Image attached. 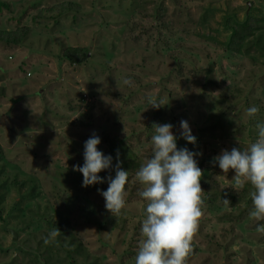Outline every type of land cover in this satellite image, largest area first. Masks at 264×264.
Returning <instances> with one entry per match:
<instances>
[{"label":"rangeland","instance_id":"rangeland-1","mask_svg":"<svg viewBox=\"0 0 264 264\" xmlns=\"http://www.w3.org/2000/svg\"><path fill=\"white\" fill-rule=\"evenodd\" d=\"M65 3L56 19L38 17ZM249 12L264 25V0H0L1 31L29 27L18 46L0 41V264H135L145 206L135 172L151 155L152 126L165 123L178 149L202 153L201 197L208 187L246 195L203 201L186 264H264V234L255 231L264 221L249 216L251 186L239 188L233 170L212 162L254 141L264 121V52L256 44L225 48V20ZM80 48L83 65L63 59ZM124 77L134 87L121 85ZM250 105L259 108L253 118L245 114ZM181 120L195 145L181 137ZM92 134L112 156L99 175H115L117 153L129 173L116 216L97 191L107 181L82 187L73 171ZM240 211L236 220L224 216ZM53 227L62 237L45 245Z\"/></svg>","mask_w":264,"mask_h":264},{"label":"clouds","instance_id":"clouds-1","mask_svg":"<svg viewBox=\"0 0 264 264\" xmlns=\"http://www.w3.org/2000/svg\"><path fill=\"white\" fill-rule=\"evenodd\" d=\"M120 84L134 87V81L129 77L122 78ZM148 103L155 109L161 107L162 101L157 102L150 97ZM258 112L259 108L255 105L245 109L249 118L255 117ZM172 127L168 123L152 126L151 155L135 172L136 181L143 186L138 195L145 202L140 225L142 239L135 254V264H186L202 215V171L196 159L202 153L186 147L178 149ZM255 128L254 141L243 149L233 147L222 150L212 162L224 173L233 170L232 181L239 188L245 184L251 186L249 196L252 208L249 216L256 221H264V121H258ZM180 129L181 137L195 145L196 137L191 134L186 121H180ZM99 144L100 137L92 134L83 144V164L73 165V171L82 175V187L107 181V189L97 191L104 199L105 209L116 216L126 206L128 193L125 185L129 173L120 166L117 153L115 175L102 178L99 173L109 169L112 156L98 150ZM224 202L229 203L227 200ZM255 231L264 234V223H257ZM60 233L57 227L49 229L42 237L43 243L55 242Z\"/></svg>","mask_w":264,"mask_h":264},{"label":"trees","instance_id":"trees-1","mask_svg":"<svg viewBox=\"0 0 264 264\" xmlns=\"http://www.w3.org/2000/svg\"><path fill=\"white\" fill-rule=\"evenodd\" d=\"M70 4H61L60 6L54 7L53 10H45L41 11L39 13V18H48V19H56L59 15L60 11L64 9L65 7L69 6ZM252 11V9L250 10ZM232 20V23H229V21ZM261 20L255 15H252L250 12L245 15V18L241 21L236 19L234 15L228 16V18L225 20V28L229 31V36L227 41L225 42V48L229 51H241L245 48L248 50L253 47V45L256 44L255 47L260 49L264 52V45L262 44V37L263 33L260 34V31H263L264 25L261 23ZM29 27L21 28L14 31H1L0 30V41L5 42L7 44L18 46L20 42L24 39L26 36ZM259 32V33H258ZM63 59L67 60L72 65H83L86 62L87 59V51L85 49H68L63 54ZM211 74V73H210ZM209 82V74L207 75V79ZM176 122V121H175ZM175 125V124H174ZM111 145L117 149L120 153H122L121 147L122 142L113 141ZM5 159V151L3 147L0 144V163L3 162ZM202 188V187H201ZM206 195H202V200L207 201L208 203L213 200L214 197L219 196L220 198H225L226 196H231L234 199L237 197L241 200L246 198V195H234L230 193V191H218L214 188L208 187L207 192H205ZM249 205V202L246 203V206ZM243 210V209H242ZM243 211H240V213H227L224 216L228 218H232L234 220L238 219L242 214ZM2 217V212L0 210V219ZM66 236V233L64 234ZM61 236V233L59 235ZM58 237V238H59ZM67 238H70L68 236ZM69 243H74V239L70 238L68 239ZM73 259V258H72ZM77 264V263H76Z\"/></svg>","mask_w":264,"mask_h":264},{"label":"water","instance_id":"water-1","mask_svg":"<svg viewBox=\"0 0 264 264\" xmlns=\"http://www.w3.org/2000/svg\"><path fill=\"white\" fill-rule=\"evenodd\" d=\"M11 232H12V234L14 236V239H17V234L15 232H13V231H11Z\"/></svg>","mask_w":264,"mask_h":264}]
</instances>
